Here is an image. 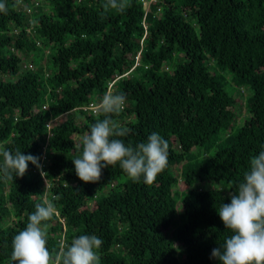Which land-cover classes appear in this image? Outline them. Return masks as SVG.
<instances>
[{
  "label": "trees",
  "instance_id": "16d2710c",
  "mask_svg": "<svg viewBox=\"0 0 264 264\" xmlns=\"http://www.w3.org/2000/svg\"><path fill=\"white\" fill-rule=\"evenodd\" d=\"M0 3V151L19 148L42 165L44 149L47 173L29 163L23 177L0 178V264H15L12 241L45 196L59 212L47 222L50 253L94 234L99 264H221L212 250L233 233L218 210L264 151V0H156L148 10L123 0V12L103 17L105 0ZM226 71L251 88L240 89L247 117L235 128ZM110 91L126 95L113 116L130 130L120 139L135 146L155 132L169 143L168 166L151 185L119 165L96 183L76 175L78 145L103 119L86 106ZM197 180L229 188H191Z\"/></svg>",
  "mask_w": 264,
  "mask_h": 264
},
{
  "label": "clouds",
  "instance_id": "9594fccd",
  "mask_svg": "<svg viewBox=\"0 0 264 264\" xmlns=\"http://www.w3.org/2000/svg\"><path fill=\"white\" fill-rule=\"evenodd\" d=\"M103 17L115 10L123 12V0H105ZM0 12H7L6 5L0 3ZM126 106V95L122 92H106L102 100L93 106V111L103 119L97 120L78 145L80 155L73 160L76 175L85 183H96L102 179V170L109 166L119 167L133 182L151 185L158 174L168 166L169 143L159 133H152L147 142L135 146L126 144L121 137L129 134V129L118 124L113 116L119 115ZM50 139V137H49ZM0 178L13 180L23 177L29 163L40 170L42 177L47 174L40 164V157L25 155L19 148L15 151H0ZM231 202L222 204L218 210L226 229L233 235L224 244L214 248L212 258L221 264H264V151L250 160L243 182L236 192L229 194ZM59 212L47 196L35 205V212L28 216L24 230L12 241L11 260L15 264H99L103 241L96 235H81L71 244L59 241L58 251L50 253L46 244L49 224Z\"/></svg>",
  "mask_w": 264,
  "mask_h": 264
},
{
  "label": "rangeland",
  "instance_id": "374dc122",
  "mask_svg": "<svg viewBox=\"0 0 264 264\" xmlns=\"http://www.w3.org/2000/svg\"><path fill=\"white\" fill-rule=\"evenodd\" d=\"M194 24V27H195V30L197 31L198 30V25L196 23H193ZM44 47H47V45L44 44L43 48ZM179 53L176 52L175 53V56L174 58L180 62V60L178 59L179 58ZM182 60V59H181ZM184 60V59H183ZM182 60V61H183ZM176 67H174L172 65V70L175 69ZM225 76H226V79L228 80V82L226 83L225 87L226 89H228L232 96L235 97V102H234V105L236 106H233L234 108V113H235V120H234V128L239 126L243 121V117H247V111H246V107L245 106H241L240 109L237 107L238 104H240V100L242 99L240 96H241V93H240V89L243 88L246 92V95L247 94H250L251 92V88L249 87L248 84H244L242 86L241 83H239L232 75V72L230 71H226L224 72ZM236 80V81H235ZM243 104V101L241 102V105ZM248 108V107H247ZM239 110V111H238ZM249 115V114H248ZM133 118V116H132ZM212 153V152H211ZM182 177V176H181ZM126 178V176H123L122 180H124ZM178 190H183L185 188V185L184 183L182 182V180H179L178 182ZM191 188H194V189H201V190H211V189H215V190H220L222 192H226L229 188V184L227 182H224L223 180H219V181H214V180H204V181H199L197 180L192 186ZM176 196V200L178 201L177 204L178 206H180V199H181V196H182V193L180 192H176L175 194ZM170 234L172 235L173 233L176 232V227L173 228V229H170L169 230ZM177 244V242H176ZM176 244L174 243L173 245L176 247V248H179V252H181V247H178L176 246Z\"/></svg>",
  "mask_w": 264,
  "mask_h": 264
},
{
  "label": "built area",
  "instance_id": "2783aa9c",
  "mask_svg": "<svg viewBox=\"0 0 264 264\" xmlns=\"http://www.w3.org/2000/svg\"><path fill=\"white\" fill-rule=\"evenodd\" d=\"M154 1H156V0H142V2H143V7H144V9L145 10H148V8H149V5H150V3L151 2H154ZM159 8V7H158ZM142 23L144 24V26L146 27V22L144 21V20H142ZM138 56H139V51L136 53V55H135V58H136V62H137V59H138ZM30 66H31V64H29ZM146 66H148V64H146ZM111 87V83L109 84V88ZM95 104L93 103V102H90L87 106H86V108L87 109H92L93 110V106H94ZM94 112V111H93ZM95 113V112H94ZM49 122H47L46 124H48ZM49 125V124H48ZM44 148H45V146H44ZM44 149H43V152H42V156H41V161H42V165H44V161H43V158H44Z\"/></svg>",
  "mask_w": 264,
  "mask_h": 264
}]
</instances>
